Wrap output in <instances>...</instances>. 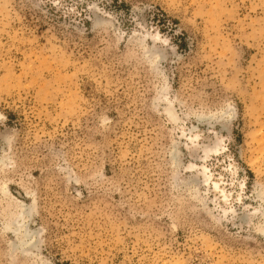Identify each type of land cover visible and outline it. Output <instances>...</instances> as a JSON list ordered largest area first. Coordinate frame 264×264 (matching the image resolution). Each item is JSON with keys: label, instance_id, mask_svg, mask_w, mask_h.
<instances>
[{"label": "rangeland", "instance_id": "rangeland-1", "mask_svg": "<svg viewBox=\"0 0 264 264\" xmlns=\"http://www.w3.org/2000/svg\"><path fill=\"white\" fill-rule=\"evenodd\" d=\"M0 264H264V0H0Z\"/></svg>", "mask_w": 264, "mask_h": 264}]
</instances>
